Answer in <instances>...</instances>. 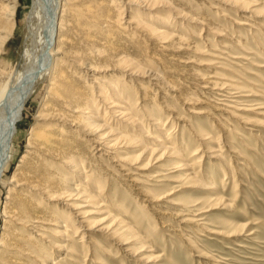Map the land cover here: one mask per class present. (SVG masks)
Segmentation results:
<instances>
[{"label":"rangeland","instance_id":"1","mask_svg":"<svg viewBox=\"0 0 264 264\" xmlns=\"http://www.w3.org/2000/svg\"><path fill=\"white\" fill-rule=\"evenodd\" d=\"M97 1L108 28L93 33L91 47L71 36L67 51L78 55L64 60L62 70L86 96L94 97L100 88L110 101L120 95L126 103L120 107L134 108L128 112L136 125L119 123L135 144L110 158L89 153L82 144L84 173L93 181L83 183L81 175L73 182L95 202L68 203L88 206L84 211L91 213L86 218L95 223L93 230L77 224L76 234L69 228L64 239L58 238L55 231L61 229L53 221L71 216L62 204L67 202H48L36 193L24 194L32 202L29 213L41 219V231L23 228L19 220L27 215L19 213L17 193L8 194L13 188L2 181L10 182L13 174L16 180L26 177L25 163L35 158H26L29 132L42 127L48 113L68 109L50 100L43 109L49 81L38 83L23 105L15 130L19 138L3 163L0 244L5 236L6 247L0 248V264H264V0H232L236 5L231 0H150L154 7ZM245 4L249 9L241 8ZM33 5L34 0L17 1L14 29L0 53V88L23 69L29 31L35 27L29 19ZM132 15L168 39L127 27L124 22ZM108 84L121 94L108 93ZM103 110L100 105L99 115ZM167 136L177 155L141 157L145 145L155 148L153 140ZM184 157L191 161L187 165L196 159L193 168H183ZM66 174L70 170L58 173Z\"/></svg>","mask_w":264,"mask_h":264},{"label":"bare ground","instance_id":"2","mask_svg":"<svg viewBox=\"0 0 264 264\" xmlns=\"http://www.w3.org/2000/svg\"><path fill=\"white\" fill-rule=\"evenodd\" d=\"M17 1L18 0H0V53L14 29ZM232 2L235 5L239 4L236 1ZM143 3H146V6H148L147 3H151L152 7L156 5V3H153V1L150 0L128 1L129 5ZM241 8L247 10L249 9V6L245 4L242 5ZM122 17L123 14L121 12L118 13V16L116 17L115 27L118 29L122 27ZM29 19L35 24V27H31L29 31L30 45L26 48L23 69L21 72L15 73L11 79L0 88V182L3 163L10 153L9 150L12 143L14 141L16 142L19 138L15 134V130H17V121L20 117L23 105L33 94L34 88L37 87L38 83L47 80L49 81V87L47 89V97L43 109L49 106V100L52 102L51 104H54L55 106L62 105L63 107H68V109H65L66 112L64 113L60 111H57L55 114L48 113L46 116L47 120L44 118L45 123L42 124V127L31 129L27 139V149L29 151L26 152V158L32 155L33 158L35 157L38 159H33L31 157L34 160H32L34 165L29 164V162L25 163L27 170L25 178L16 180V174H13L10 182L2 181V184L6 187L12 186L13 189L8 190V194H11L13 191L15 194L17 193V197L15 198H18V211L19 213L27 215V218L19 220V224L28 230H37L38 232L41 231L40 229L42 227L40 226L41 219L38 216H33L29 213L32 202L25 197L27 195L24 193H36V195H42V199L44 198L48 202H67L62 204L66 205L71 216H69V214L60 215L61 218H54L53 221L54 227L61 229L55 231L58 235L57 237L60 239L63 237L64 239V237L71 232L69 231V228L73 229L75 234L78 232V228L75 227L77 224L85 226L87 231L93 230V226L95 225L94 222H90L86 218L91 215L90 212L84 211L88 206L68 203L74 199L83 201L82 203L85 204H90L91 201L95 202V198L89 194L88 196L85 195V192L82 191L83 188H78L79 185L76 182H73L75 178H81V175L83 176V179L86 180L83 181V183L90 185L93 181L91 176L88 175L89 172H87V174L84 173L86 159L84 160L82 155L86 150H84L82 144L84 143L86 145L89 153L96 152L100 155L106 154L108 158L111 156L110 153H115V151L121 150L127 147V145L135 144L131 135L121 131L123 126L120 124L122 121V124L130 126L136 125L134 116L128 112L130 110L132 111L134 108L131 106L120 107V104L126 105V103H123V99H121L122 97H119L120 95H116L118 96L116 98L112 97L116 102L110 101V98L106 97V93L100 88L98 89V93H96L97 95L94 94V97L90 98L89 96H86V90H84L85 93L76 90L74 87V81L69 77L68 72L62 70L64 60L68 57L74 58L78 55L76 51L70 49L67 51V44L72 43L71 36L79 43H85L91 47L90 44L92 43L93 33L103 30V28H108V20L105 19V9L98 4L97 0H34ZM157 20L163 24L166 22L159 18H157ZM124 23L127 24V27L140 29L151 37H156L162 40L168 39L165 32H159L142 24L136 16L132 15L128 22ZM33 37L37 38L36 43H32ZM95 50L99 53V49L95 48ZM97 56H100V54ZM71 63L74 67H83V62L81 61L80 63L77 61H72ZM122 64L127 65L128 67L133 66L131 61L128 60H124ZM96 70L97 69H94V67L92 68V66H89L88 71L97 74ZM94 79L95 77L93 78V81ZM93 81H91V83ZM75 86L77 87V85ZM106 86L108 93L119 91V88L116 85L114 86L112 84L111 86L108 84ZM89 87L91 86L88 85V88ZM88 88L86 87V89ZM100 105L104 106L102 115H99ZM134 106H137V102ZM42 116L43 112L41 117ZM149 117H151V115H149ZM111 118L117 120V122L114 123L110 121ZM140 129L142 130L143 126H140ZM74 130L77 131L76 134H74ZM80 134H82L83 137L79 136ZM83 138H85V142H83ZM163 139L164 141L157 139L153 140L155 144H158L155 148L148 149L149 145H145L141 157L148 155L150 159L156 154H160L159 158L168 154L177 155V151L167 145V143L173 145L172 142H166L170 141L169 137L167 136ZM197 155V152H195L189 157ZM39 157H44L42 161L40 159L42 163H38L40 162ZM113 157L115 158V154H113ZM195 160L196 159L192 160L193 164L191 163L190 165H187L186 163L191 161H188L187 158L184 157V167H182L193 168L196 164ZM20 164L22 165L23 162ZM56 167L59 169L57 170L58 172L56 171ZM63 169L65 171L70 170V174H66L65 176L62 175L63 177H60L61 174L58 175V173L60 171L62 172ZM30 179L36 180V183L28 181ZM23 186L28 189V192L21 191V187ZM16 189H18V191H16ZM21 192H23L24 195H22ZM20 195L23 197L20 198ZM9 199H11V197L6 198V200L10 201ZM32 200L37 202V200L33 198ZM38 200L41 201V198H38ZM36 202L35 204L37 206ZM8 205L9 203L7 206ZM5 207L6 206H4V208ZM4 212H6V210H4ZM5 216L6 215H4V217ZM6 217H8V215ZM65 220L67 222H65ZM84 236L85 235L83 234L82 240L84 239ZM117 237L115 239H117ZM4 238L5 236H2L0 248L5 250L6 243ZM119 240L123 239L119 238Z\"/></svg>","mask_w":264,"mask_h":264}]
</instances>
